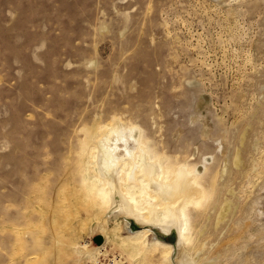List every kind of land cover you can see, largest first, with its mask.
<instances>
[{"label": "rangeland", "instance_id": "rangeland-1", "mask_svg": "<svg viewBox=\"0 0 264 264\" xmlns=\"http://www.w3.org/2000/svg\"><path fill=\"white\" fill-rule=\"evenodd\" d=\"M105 123L204 166L190 264H264V0H0V264H175L83 181Z\"/></svg>", "mask_w": 264, "mask_h": 264}, {"label": "bare ground", "instance_id": "bare-ground-1", "mask_svg": "<svg viewBox=\"0 0 264 264\" xmlns=\"http://www.w3.org/2000/svg\"><path fill=\"white\" fill-rule=\"evenodd\" d=\"M84 130L82 146L87 161L83 181L94 192L98 205H105L107 209L113 207L140 222L141 229L128 230L134 255L152 250L151 246L155 244V249L158 245L165 247L163 256L166 260L175 264L195 263L187 260L188 254L179 250L188 244L193 231L191 204L199 207L208 200V190L198 180L204 166L169 163L145 140L138 125L125 127L105 123ZM100 195L105 200L101 201ZM156 228L175 234L176 240L160 237ZM96 234L104 238V242L94 249L100 253L109 234L104 230ZM76 248L81 253L92 254L93 251L88 243Z\"/></svg>", "mask_w": 264, "mask_h": 264}, {"label": "water", "instance_id": "water-1", "mask_svg": "<svg viewBox=\"0 0 264 264\" xmlns=\"http://www.w3.org/2000/svg\"><path fill=\"white\" fill-rule=\"evenodd\" d=\"M169 238H170V240L175 241V240H176V235L172 233V234L169 236ZM95 241H96L98 244H101V243L103 242V238H102V236H99L98 238H95Z\"/></svg>", "mask_w": 264, "mask_h": 264}]
</instances>
